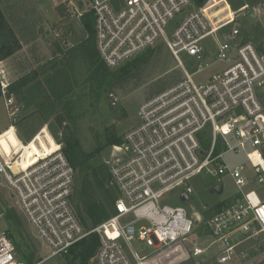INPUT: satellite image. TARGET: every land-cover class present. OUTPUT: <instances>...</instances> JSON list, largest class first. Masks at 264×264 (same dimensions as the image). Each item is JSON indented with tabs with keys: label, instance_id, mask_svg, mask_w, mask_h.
Returning <instances> with one entry per match:
<instances>
[{
	"label": "built area",
	"instance_id": "built-area-1",
	"mask_svg": "<svg viewBox=\"0 0 264 264\" xmlns=\"http://www.w3.org/2000/svg\"><path fill=\"white\" fill-rule=\"evenodd\" d=\"M53 1L62 7L49 30L60 56L73 46L74 21L90 12L95 49L106 67H119L161 41L180 65L185 56L195 69H184L180 80L139 104L138 123L113 146L122 157L107 162L117 191L114 214L96 226L85 227L73 207L75 169L60 143L27 164L22 148L8 155L0 150V175L48 256L68 255L96 233L95 264H150L151 256L176 264L212 250L218 263L245 259L250 252L263 259L264 199L254 185L264 188V41L244 39L241 28L243 21L254 20L264 32V0L235 9L228 0ZM214 63L222 67L204 81L194 80ZM0 94L15 123L20 108L2 70ZM107 98L112 106L119 102L114 91ZM227 153L241 154L244 161L230 164ZM200 173L217 178L216 191L224 176L237 187L206 221L202 213L171 203L194 194L190 181ZM201 222L207 229L203 241L193 236ZM133 240L150 251L140 255ZM244 242L249 245L239 249ZM16 253L14 241L0 230V264H27Z\"/></svg>",
	"mask_w": 264,
	"mask_h": 264
},
{
	"label": "rangeland",
	"instance_id": "rangeland-1",
	"mask_svg": "<svg viewBox=\"0 0 264 264\" xmlns=\"http://www.w3.org/2000/svg\"><path fill=\"white\" fill-rule=\"evenodd\" d=\"M228 2L234 9L244 2L256 4V0H228ZM0 9L4 15L11 14L9 20L14 19L12 14L24 13L26 18L23 21L31 33L27 32L30 36L39 37V40H35L33 44H39V46L45 41L49 42L51 39L49 30L59 17L53 0H0ZM241 29L244 39L254 43L264 41L260 22L245 20ZM73 31V46L65 55L60 56V51L54 48L52 43L49 46L53 53L51 68L54 69V77L60 78L61 81L60 84L56 83L58 87L53 98L44 100L45 105L46 102L52 101L54 104L52 109L45 107V109H38L35 113L27 114L26 117L29 116L30 123L35 124L42 119L45 123L42 125L44 126L42 131L26 144L19 140L23 137L17 132L18 138L14 128L10 127L17 124L19 120L22 121L24 109H20L13 123L4 107V98L0 95V130L5 127L0 133V150L8 155L12 149L22 148L23 155L29 159L34 157L35 153L42 152V148L55 149L58 147L57 143H60L63 149L66 140H72L77 162L73 165L75 177L72 189V204L75 211L79 213L82 207V204H79V190L83 178L87 176L95 190V199L110 214L113 209L109 206L108 200L110 195L117 196V192L109 183V177L103 179L101 176L108 175V161L122 156L115 153L114 145L107 143V136L117 135L122 140L124 133L139 121L137 114L139 104L180 80L184 69L192 72L195 67L185 56H181L183 66L180 65L161 41L119 67L108 68L104 64L97 66L91 50H84L80 46L79 41L87 36L81 20L74 21ZM136 58L138 60H134ZM221 67L222 63H214L194 74L193 78L195 81H204ZM109 91H114L119 97V102L114 106L107 98ZM225 159L230 164H236L243 162L244 156L227 153ZM94 171L102 181L101 188L95 185ZM190 183L194 188V194L185 202L172 199L171 203L182 204L190 212L202 213V221H206L211 215V210L217 202L230 199L237 194V187L229 176H224L218 181V184H222L221 191L214 190L217 178L209 174L200 173L193 177ZM254 187L261 189L260 196L264 199V188L258 185ZM12 193V189L6 185L0 175V211L2 212L0 230H5L16 244L18 259L26 262V256H31L33 264H95L92 257L85 262L80 258H74L72 254L49 257V250L23 218L18 208L17 198ZM10 209L17 215L20 223L6 217ZM86 223L85 227H92L88 220ZM140 224L147 225L145 221ZM206 232L207 229L201 222L196 225L193 236L194 238L203 236V241L207 239ZM206 244L207 242L203 246ZM248 245L249 242H244L239 249H245L244 247ZM132 246L140 255L150 251L143 242L138 240H133ZM252 259H257L255 252H250L245 259L236 260L233 263H218L217 254L215 250H212L202 258L190 257L176 264H264V258L257 259L255 263ZM149 260H151L150 264H165L166 261L154 256L149 257Z\"/></svg>",
	"mask_w": 264,
	"mask_h": 264
},
{
	"label": "crops",
	"instance_id": "crops-1",
	"mask_svg": "<svg viewBox=\"0 0 264 264\" xmlns=\"http://www.w3.org/2000/svg\"><path fill=\"white\" fill-rule=\"evenodd\" d=\"M243 4L253 5L252 2H244L241 5ZM241 5L237 6V8ZM9 15L11 14L9 13L4 16L19 40L21 47L19 50L0 61V70H2L3 77L10 83V91L15 97L19 108L24 109L23 113L21 112L22 117L24 118L22 121H18V126L15 124L13 127L16 135L18 132V134L23 137V139H20L17 135L19 140L27 142L31 138L33 139V137H36L38 133L42 131L44 127L42 125L45 123L43 119L37 121L35 124L30 123L28 120L29 116L26 117L27 114L35 113L38 109H45V107H50L49 109H52V106L54 105L52 101L49 103L46 102L45 105L44 100L46 98H53L58 87H56V83L60 84L61 80L60 78L58 79V77H54V69L51 68L53 64V61H51L53 53L49 47L51 39L47 43L46 41L43 42L40 46L39 44L33 45L35 40H39V37L36 38L34 35L30 36L28 34V32H31L27 29L26 24L23 21V19L26 18V15L24 13L12 14L14 18L13 20H9ZM58 16L60 15L58 14ZM4 129L5 127L0 130V133ZM260 193L261 189L259 190V195Z\"/></svg>",
	"mask_w": 264,
	"mask_h": 264
},
{
	"label": "trees",
	"instance_id": "trees-1",
	"mask_svg": "<svg viewBox=\"0 0 264 264\" xmlns=\"http://www.w3.org/2000/svg\"><path fill=\"white\" fill-rule=\"evenodd\" d=\"M56 11L59 15L62 14V7L56 6ZM237 8V7H236ZM81 23L87 33V37L80 41V46L84 50H91L92 55L95 58V63L97 66H102V61L99 59L97 51L94 45V20L92 13L88 12L84 14L81 18ZM91 46V47H90ZM21 47L19 40L14 34L9 22L4 16L3 12L0 9V61L9 55L13 54ZM92 48V49H90ZM149 50V49H148ZM99 60V61H98ZM134 60H138L137 58ZM133 60V61H134ZM105 66V65H104ZM163 90V89H162ZM1 95V94H0ZM30 138V137H29ZM28 138V139H29ZM32 139V138H31ZM72 140H66V143L63 147L64 153H66V157L69 160L70 164L76 165V157L74 154V146L72 145ZM122 142L121 137L117 135H108L107 143L112 145H120ZM94 179L95 185L99 188L102 187V181L99 179L100 177L94 171ZM109 177L110 183V173L108 171V175L103 174L101 178L105 179ZM117 192V191H116ZM117 196L116 194L110 195L109 197V206L112 207V212L109 214L105 207L101 206V203L95 199V190L92 187V184L89 180V177H84L82 180V184L79 190V204H82L80 207V212L77 213L82 223L87 226L86 220H88L92 226H96L109 218L114 214V204ZM220 206V203H217L214 206V209ZM7 218L13 219L15 222L20 223L17 215L10 209L6 213ZM99 245V237L96 233H91L87 237L83 238L79 242H77L71 249L69 254H72L74 258H80L82 261H87L90 257H93L97 247ZM16 246V244H15ZM27 264H33L31 256H26L25 258Z\"/></svg>",
	"mask_w": 264,
	"mask_h": 264
},
{
	"label": "bare ground",
	"instance_id": "bare-ground-1",
	"mask_svg": "<svg viewBox=\"0 0 264 264\" xmlns=\"http://www.w3.org/2000/svg\"><path fill=\"white\" fill-rule=\"evenodd\" d=\"M55 149H56V148H55ZM51 150H54V149H51V148H46V149H45V148H43V151H47V152H48V151H51ZM39 153H41V152H39ZM39 153H35V154H39ZM35 156H36V155H35ZM35 156L32 157V158L29 157V159H26L27 157L24 156V155H22V157L24 158V161H25L24 163H25V164H27V163L33 161L34 158H35Z\"/></svg>",
	"mask_w": 264,
	"mask_h": 264
},
{
	"label": "water",
	"instance_id": "water-1",
	"mask_svg": "<svg viewBox=\"0 0 264 264\" xmlns=\"http://www.w3.org/2000/svg\"><path fill=\"white\" fill-rule=\"evenodd\" d=\"M198 2H199V3H202L203 0H198ZM217 189H218V191H221V186H218ZM211 191H212V190H211ZM181 199H182L183 201H186V200L188 199L187 194H185V193L182 194V195H181Z\"/></svg>",
	"mask_w": 264,
	"mask_h": 264
}]
</instances>
